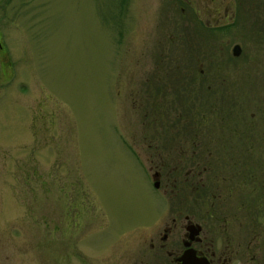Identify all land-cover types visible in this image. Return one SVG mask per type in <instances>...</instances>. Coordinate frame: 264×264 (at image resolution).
Wrapping results in <instances>:
<instances>
[{
	"label": "rangeland",
	"instance_id": "1",
	"mask_svg": "<svg viewBox=\"0 0 264 264\" xmlns=\"http://www.w3.org/2000/svg\"><path fill=\"white\" fill-rule=\"evenodd\" d=\"M187 2L0 0V264H132L176 160L264 178V0Z\"/></svg>",
	"mask_w": 264,
	"mask_h": 264
},
{
	"label": "flooded vegetation",
	"instance_id": "2",
	"mask_svg": "<svg viewBox=\"0 0 264 264\" xmlns=\"http://www.w3.org/2000/svg\"><path fill=\"white\" fill-rule=\"evenodd\" d=\"M185 141L192 147L198 143L195 139ZM199 158L180 164L176 160L168 167L174 172L169 180L175 186L163 188L161 193H176V207L167 196L155 226H146L149 234L143 252L129 259L132 264H264L261 173L251 184L252 175L228 176L225 171L214 170L213 156L201 155L202 161ZM153 165L149 168L154 169L151 176L158 189L162 167Z\"/></svg>",
	"mask_w": 264,
	"mask_h": 264
},
{
	"label": "water",
	"instance_id": "3",
	"mask_svg": "<svg viewBox=\"0 0 264 264\" xmlns=\"http://www.w3.org/2000/svg\"><path fill=\"white\" fill-rule=\"evenodd\" d=\"M239 50H240V49H239V46H238L237 44H235V45L232 47V49H231V53H232L233 55H236V54L239 53ZM153 185L156 186L157 183L154 182Z\"/></svg>",
	"mask_w": 264,
	"mask_h": 264
},
{
	"label": "trees",
	"instance_id": "4",
	"mask_svg": "<svg viewBox=\"0 0 264 264\" xmlns=\"http://www.w3.org/2000/svg\"><path fill=\"white\" fill-rule=\"evenodd\" d=\"M224 27H226V26H224Z\"/></svg>",
	"mask_w": 264,
	"mask_h": 264
}]
</instances>
